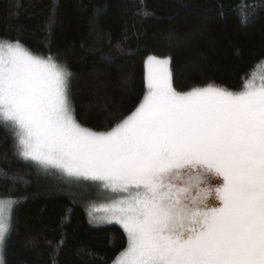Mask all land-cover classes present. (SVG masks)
Segmentation results:
<instances>
[{"label":"snow or ice","instance_id":"1","mask_svg":"<svg viewBox=\"0 0 264 264\" xmlns=\"http://www.w3.org/2000/svg\"><path fill=\"white\" fill-rule=\"evenodd\" d=\"M145 69L135 110L96 131L74 116L66 65L0 40V125L19 158L97 188L127 237L118 264H264V83L178 92L167 59ZM16 203L0 198V248Z\"/></svg>","mask_w":264,"mask_h":264},{"label":"trees","instance_id":"2","mask_svg":"<svg viewBox=\"0 0 264 264\" xmlns=\"http://www.w3.org/2000/svg\"><path fill=\"white\" fill-rule=\"evenodd\" d=\"M0 40L66 65L76 120L105 131L140 103L149 56L169 60L178 92L260 82L264 0H0ZM35 180L0 125V198L17 201L2 264H112L123 229L90 225L60 182Z\"/></svg>","mask_w":264,"mask_h":264},{"label":"rangeland","instance_id":"3","mask_svg":"<svg viewBox=\"0 0 264 264\" xmlns=\"http://www.w3.org/2000/svg\"><path fill=\"white\" fill-rule=\"evenodd\" d=\"M147 58L144 60V69H145V61L147 60ZM158 59L164 60L167 58H158ZM168 68L170 72L169 60H168ZM145 72H146V69H145ZM261 83H264V72H262V77L260 79V82H256L255 84L259 86ZM6 130L11 134V132L7 128ZM17 158L20 161H22L24 164L30 167V169L33 171L35 175V179H36L35 182H60V184H62L63 186L62 191H64V193L70 199H72L76 205L84 209L90 225L94 227H99V226L108 225V224H115V225H118L121 229H123L122 226L116 223L115 221H111V222L108 221L107 214L104 212L103 208L100 207L102 204L106 203V201L101 196L98 195V190L95 186H93L90 183L70 182L67 179L61 177L60 175L55 174L56 170L45 172L41 170L40 168H38L33 162L25 161L19 158L18 156ZM1 251H2V248H0V264H2ZM118 257L114 260L112 264H118Z\"/></svg>","mask_w":264,"mask_h":264}]
</instances>
